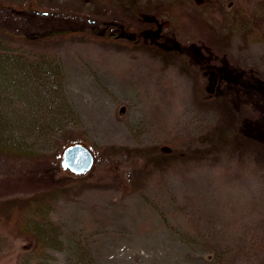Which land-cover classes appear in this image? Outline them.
I'll return each instance as SVG.
<instances>
[{
  "label": "rangeland",
  "instance_id": "374dc122",
  "mask_svg": "<svg viewBox=\"0 0 264 264\" xmlns=\"http://www.w3.org/2000/svg\"><path fill=\"white\" fill-rule=\"evenodd\" d=\"M98 2L0 0L1 17L31 6L101 22L56 14L19 31L87 30L0 34L16 65H0V135L95 155L84 175L60 166L66 183L49 188L31 183L32 159L0 153V200L51 192L59 229L32 253L0 219V264H264V0ZM48 117L50 133L30 128Z\"/></svg>",
  "mask_w": 264,
  "mask_h": 264
},
{
  "label": "trees",
  "instance_id": "16d2710c",
  "mask_svg": "<svg viewBox=\"0 0 264 264\" xmlns=\"http://www.w3.org/2000/svg\"><path fill=\"white\" fill-rule=\"evenodd\" d=\"M95 3H101L98 1L102 0H93ZM85 2V1H84ZM105 4L108 2V0H103ZM254 3V0H253ZM107 6V5H106ZM110 8V7H109ZM7 16L9 17H1L0 16V34L2 35H7L11 38H22V39H39V38H45L48 36H52L55 34H64V33H69L73 31H85L86 26L79 25L76 28H65V29H54V30H40L39 28L41 26H47L50 24L51 20H53L51 17L52 15L55 16L56 14H62V15H67L70 16L72 19H77L79 18L80 20L85 19L89 23V25H93V22H100L97 19L91 18L89 16H84V15H78L75 14L73 15L71 12H66L62 10H52V12L49 11H44L42 9H38L35 7L28 6L26 8H9L7 9ZM259 11V10H258ZM57 12V13H56ZM108 12V10L106 11ZM105 12V13H106ZM260 12V11H259ZM252 15L258 16L257 10L255 9V13ZM108 22V21H107ZM24 23L28 24H34L36 25L35 27H39L38 29H35L34 31H25V32H20L19 29H21V25ZM101 23V22H100ZM104 24V27L101 30L103 34L105 33L110 34L111 31H113V23L112 21L108 24L106 21L102 22ZM94 30V29H93ZM127 33V38H132L131 36L132 33ZM119 36V35H118ZM5 38V37H4ZM4 38L1 37L0 43L5 40ZM6 57V56H5ZM2 57L0 56V65L3 64H11L13 66H16L14 62H12L11 58L8 57ZM2 58V59H1ZM22 60V65L23 68L30 72L28 69L31 65L30 62L25 57L21 58ZM17 62V60L15 61ZM48 63H50L49 59H47ZM56 68L61 69V67L58 65H54ZM48 68V67H46ZM208 68V67H207ZM204 68V75L208 76L209 81L212 82L214 81L215 78V70L210 69V68ZM60 72H56L55 74L53 73V76L56 77L57 73L62 80V71L59 70ZM60 80V83H61ZM210 82V83H211ZM36 111V109H32L31 112ZM50 115L44 114V116ZM53 119V118H52ZM47 122L41 123L40 120L33 121L30 125L34 127L35 129H44L46 130V133H50L51 129L50 127L54 124L51 122V117H48L46 119ZM46 123V124H45ZM22 140H18L14 136L7 137L4 135H0V153L4 154H10L15 157H25L32 159L33 163L36 165L37 168H35L36 171L33 172V174L30 176V181L31 183H34L36 181L40 182L43 181L47 185V187H54L56 188L62 187L65 185V177H58L56 178V171H58L61 166V150H59L56 153H40L37 152L35 147H29L27 144H23L21 142ZM33 146V144L31 145ZM62 167V166H61ZM63 169V168H62ZM61 169V170H62ZM65 170L68 169H63L62 171L65 172ZM86 174V173H84ZM81 174V175H84ZM76 175V174H75ZM51 192H46L43 195H36V196H25V195H18L14 197H8L5 199L0 200V219L3 222L4 228L6 230L18 237V236H27L30 238L34 239V244L35 248L33 249L34 251H38L43 245L45 247V250L47 249L48 245L47 242L52 236H56L59 234V229L58 227L53 223V221L50 219V208L48 207V202L46 201L48 197H50ZM57 232V233H56ZM13 236V237H14Z\"/></svg>",
  "mask_w": 264,
  "mask_h": 264
},
{
  "label": "water",
  "instance_id": "95a60500",
  "mask_svg": "<svg viewBox=\"0 0 264 264\" xmlns=\"http://www.w3.org/2000/svg\"><path fill=\"white\" fill-rule=\"evenodd\" d=\"M60 163L63 169L81 175L92 169L95 163V155L85 144L74 143L65 148Z\"/></svg>",
  "mask_w": 264,
  "mask_h": 264
},
{
  "label": "flooded vegetation",
  "instance_id": "af4514ba",
  "mask_svg": "<svg viewBox=\"0 0 264 264\" xmlns=\"http://www.w3.org/2000/svg\"><path fill=\"white\" fill-rule=\"evenodd\" d=\"M89 22H94V21H90L89 20ZM109 23H110V21H108ZM108 22H106L107 24H108ZM119 37H121V38H126L127 39V33L125 32V30H121L120 32H119ZM131 37H133V36H131Z\"/></svg>",
  "mask_w": 264,
  "mask_h": 264
}]
</instances>
